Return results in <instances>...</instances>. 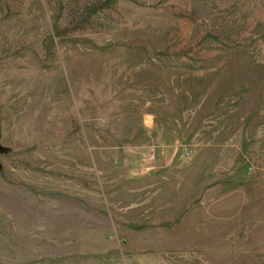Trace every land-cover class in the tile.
I'll use <instances>...</instances> for the list:
<instances>
[{
	"label": "rangeland",
	"instance_id": "374dc122",
	"mask_svg": "<svg viewBox=\"0 0 264 264\" xmlns=\"http://www.w3.org/2000/svg\"><path fill=\"white\" fill-rule=\"evenodd\" d=\"M0 264H264V0H0Z\"/></svg>",
	"mask_w": 264,
	"mask_h": 264
}]
</instances>
